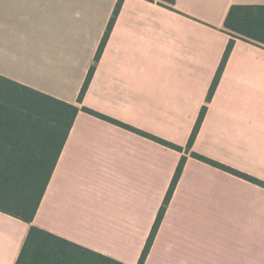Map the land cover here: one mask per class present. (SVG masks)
Here are the masks:
<instances>
[{"label": "crops", "instance_id": "0c3cea01", "mask_svg": "<svg viewBox=\"0 0 264 264\" xmlns=\"http://www.w3.org/2000/svg\"><path fill=\"white\" fill-rule=\"evenodd\" d=\"M118 0H0V76L87 112L77 115L33 225L139 264L178 165L187 158L144 264H264V46L232 35L234 5L264 0H125L81 104ZM207 112L188 149L200 112ZM30 225L0 212V264H16Z\"/></svg>", "mask_w": 264, "mask_h": 264}, {"label": "trees", "instance_id": "16d2710c", "mask_svg": "<svg viewBox=\"0 0 264 264\" xmlns=\"http://www.w3.org/2000/svg\"><path fill=\"white\" fill-rule=\"evenodd\" d=\"M124 1L118 0L115 6L98 48L95 62L90 68L80 91L79 104L83 102L91 84L97 64L101 59ZM158 1L169 9H173L176 4V0ZM225 27L232 38L226 47L217 75L210 87L207 103L214 96L234 48L236 38L264 46V5L232 6L226 18ZM207 108L204 106L200 112L188 142V149H191L197 138ZM80 111L136 132L166 147L180 152L183 150L180 146L135 129L87 107L80 108L75 104L64 102L0 76V212L30 225L16 264H124L33 225L57 162ZM191 156L264 188V182L255 177L194 152ZM186 161L187 158L183 157L178 165L139 264H144L150 252Z\"/></svg>", "mask_w": 264, "mask_h": 264}]
</instances>
